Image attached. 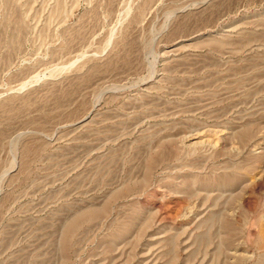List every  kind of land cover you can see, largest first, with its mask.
Masks as SVG:
<instances>
[{"label":"rangeland","instance_id":"rangeland-1","mask_svg":"<svg viewBox=\"0 0 264 264\" xmlns=\"http://www.w3.org/2000/svg\"><path fill=\"white\" fill-rule=\"evenodd\" d=\"M0 264H264V0H0Z\"/></svg>","mask_w":264,"mask_h":264}]
</instances>
